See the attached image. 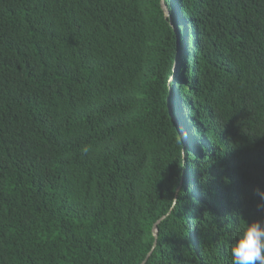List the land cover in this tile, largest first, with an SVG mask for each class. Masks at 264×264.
<instances>
[{
	"label": "trees",
	"instance_id": "trees-1",
	"mask_svg": "<svg viewBox=\"0 0 264 264\" xmlns=\"http://www.w3.org/2000/svg\"><path fill=\"white\" fill-rule=\"evenodd\" d=\"M165 2L0 0V264H142L163 217L147 264H231L264 220V0Z\"/></svg>",
	"mask_w": 264,
	"mask_h": 264
},
{
	"label": "clouds",
	"instance_id": "clouds-1",
	"mask_svg": "<svg viewBox=\"0 0 264 264\" xmlns=\"http://www.w3.org/2000/svg\"><path fill=\"white\" fill-rule=\"evenodd\" d=\"M257 194L260 197L257 210L264 212V191L257 189ZM178 204L179 199L173 197L171 206L175 208ZM230 251L231 264H264V220L247 222L231 244Z\"/></svg>",
	"mask_w": 264,
	"mask_h": 264
},
{
	"label": "water",
	"instance_id": "water-1",
	"mask_svg": "<svg viewBox=\"0 0 264 264\" xmlns=\"http://www.w3.org/2000/svg\"><path fill=\"white\" fill-rule=\"evenodd\" d=\"M162 8L165 12V14L167 16H170V12L168 10V7H167V4L165 2V0H162ZM166 217H163L162 219H160L158 222L155 223L154 227H153V235L155 237V242H154V245H153V249L151 251V253L147 256L146 260L142 263V264H147L152 253L154 252L155 248L157 247V238H158V232H159V224H161L163 222V220L165 219Z\"/></svg>",
	"mask_w": 264,
	"mask_h": 264
},
{
	"label": "bare ground",
	"instance_id": "bare-ground-1",
	"mask_svg": "<svg viewBox=\"0 0 264 264\" xmlns=\"http://www.w3.org/2000/svg\"><path fill=\"white\" fill-rule=\"evenodd\" d=\"M175 71H176V69H175ZM172 81L173 83L175 82V80H176V76L175 75H171L170 77H169V79H168V81ZM153 249V248H152ZM152 251V250H151ZM151 253V252H150ZM149 253V254H150Z\"/></svg>",
	"mask_w": 264,
	"mask_h": 264
},
{
	"label": "rangeland",
	"instance_id": "rangeland-1",
	"mask_svg": "<svg viewBox=\"0 0 264 264\" xmlns=\"http://www.w3.org/2000/svg\"><path fill=\"white\" fill-rule=\"evenodd\" d=\"M169 17H170V16H169ZM186 36H188V31H186ZM178 51H179V49H178ZM168 84L172 85V84H174V83L170 80V81H168Z\"/></svg>",
	"mask_w": 264,
	"mask_h": 264
}]
</instances>
